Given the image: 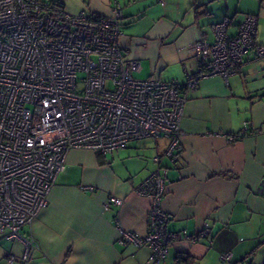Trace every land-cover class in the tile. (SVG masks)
<instances>
[{
  "label": "crops",
  "instance_id": "0c3cea01",
  "mask_svg": "<svg viewBox=\"0 0 264 264\" xmlns=\"http://www.w3.org/2000/svg\"><path fill=\"white\" fill-rule=\"evenodd\" d=\"M50 1L71 14L111 10V0ZM119 2L123 53L138 60L139 79L156 74L183 84L198 71L192 44L200 38L213 42L212 26L224 19L232 37L255 15V38L264 44V0ZM184 94L173 160L163 155L165 138L133 142L103 157L88 149L68 152L47 205L20 232L37 245L26 264H154L149 247L117 241L116 220L139 235L147 232L149 200L134 188L155 169L156 154L167 168L162 196L167 229L194 234L204 225L210 228L195 242L172 241L163 264H228L218 259L223 252H231L233 262L264 264V195L257 191L264 180V58L244 61L227 77H202ZM109 195L122 198L121 205L105 207ZM22 251L21 240L0 238V264ZM181 256L188 260L180 262Z\"/></svg>",
  "mask_w": 264,
  "mask_h": 264
},
{
  "label": "built area",
  "instance_id": "2783aa9c",
  "mask_svg": "<svg viewBox=\"0 0 264 264\" xmlns=\"http://www.w3.org/2000/svg\"><path fill=\"white\" fill-rule=\"evenodd\" d=\"M122 17L119 0H111L108 15L71 14L50 0H0V238L23 243L22 254L8 256L6 264L31 258L36 242L20 232L47 205L71 149L107 154L165 138L163 155L173 160L182 135L184 90L195 88L202 77H227L244 61L264 58L255 15H248L232 37L224 19L212 26L213 42L200 38L192 44L198 71L183 84L156 74L139 79L134 76L138 60L123 53ZM161 158L153 156L155 169L134 188L149 200L147 232L129 231L115 219L117 241L149 247L154 264H163L172 241L195 242L210 233L207 225L194 234L167 229L162 205L167 168ZM257 191L264 195V180ZM121 203L109 195L105 207ZM218 259L252 264L233 262L231 252L219 253Z\"/></svg>",
  "mask_w": 264,
  "mask_h": 264
},
{
  "label": "trees",
  "instance_id": "16d2710c",
  "mask_svg": "<svg viewBox=\"0 0 264 264\" xmlns=\"http://www.w3.org/2000/svg\"><path fill=\"white\" fill-rule=\"evenodd\" d=\"M178 153H179V150H178ZM97 155H98V157H103V155L101 154V153H97ZM188 260V258H183L182 256H181V258H180V262H182V261H184V262H186Z\"/></svg>",
  "mask_w": 264,
  "mask_h": 264
},
{
  "label": "rangeland",
  "instance_id": "374dc122",
  "mask_svg": "<svg viewBox=\"0 0 264 264\" xmlns=\"http://www.w3.org/2000/svg\"><path fill=\"white\" fill-rule=\"evenodd\" d=\"M158 140H163V139H158Z\"/></svg>",
  "mask_w": 264,
  "mask_h": 264
}]
</instances>
